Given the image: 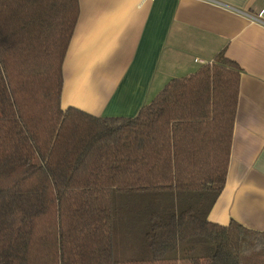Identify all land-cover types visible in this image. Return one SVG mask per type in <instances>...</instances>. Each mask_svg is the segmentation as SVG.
<instances>
[{
  "label": "trees",
  "instance_id": "1",
  "mask_svg": "<svg viewBox=\"0 0 264 264\" xmlns=\"http://www.w3.org/2000/svg\"><path fill=\"white\" fill-rule=\"evenodd\" d=\"M79 0H0V264H264L209 219L240 74L223 53L132 117L63 107Z\"/></svg>",
  "mask_w": 264,
  "mask_h": 264
},
{
  "label": "crops",
  "instance_id": "2",
  "mask_svg": "<svg viewBox=\"0 0 264 264\" xmlns=\"http://www.w3.org/2000/svg\"><path fill=\"white\" fill-rule=\"evenodd\" d=\"M63 107L132 117L223 53L240 74L226 184L209 213L264 233V0H79Z\"/></svg>",
  "mask_w": 264,
  "mask_h": 264
}]
</instances>
